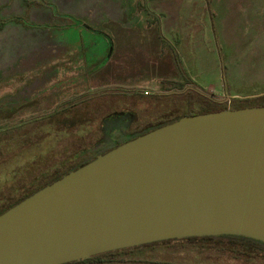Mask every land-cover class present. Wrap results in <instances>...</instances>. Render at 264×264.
I'll use <instances>...</instances> for the list:
<instances>
[{
  "label": "rangeland",
  "instance_id": "obj_1",
  "mask_svg": "<svg viewBox=\"0 0 264 264\" xmlns=\"http://www.w3.org/2000/svg\"><path fill=\"white\" fill-rule=\"evenodd\" d=\"M187 90L218 104L264 97V0H0V196H14L9 181L31 142L34 170L55 160L37 153L56 132L69 134L54 142L57 152L76 145L73 134L94 108L107 114L130 104L142 127L180 115ZM199 244L135 255L264 264Z\"/></svg>",
  "mask_w": 264,
  "mask_h": 264
},
{
  "label": "water",
  "instance_id": "obj_2",
  "mask_svg": "<svg viewBox=\"0 0 264 264\" xmlns=\"http://www.w3.org/2000/svg\"><path fill=\"white\" fill-rule=\"evenodd\" d=\"M264 245V107L184 116L0 215V264H68L169 240Z\"/></svg>",
  "mask_w": 264,
  "mask_h": 264
},
{
  "label": "trees",
  "instance_id": "obj_3",
  "mask_svg": "<svg viewBox=\"0 0 264 264\" xmlns=\"http://www.w3.org/2000/svg\"><path fill=\"white\" fill-rule=\"evenodd\" d=\"M180 86L182 88H180L179 90H182L185 85L183 83H180ZM184 96H185V107L180 115L168 118L166 120H163L162 122H158L157 124L151 126L150 129L153 130L155 128L166 125L168 123L175 122L184 116L203 115V114H208V113H216V112H220L224 110H239V109L251 108V107H264V105L258 103V101L263 99L264 97L256 98L253 100L231 99L232 101H228L223 104H218L215 101L201 95L200 93L190 91V90H187ZM151 130H148L147 132ZM147 132H143V131L139 132L138 134H136V136L129 138L125 142L137 136L145 134ZM125 142H122L121 144ZM106 152L100 153L98 155H102ZM97 156L92 157V158H82V157L74 158V162H72L68 167L63 168L61 170L48 172L46 174H43L42 171H39V169L36 170L35 172L33 171V183H31V185L33 186H31L30 183H28L29 184L28 187L26 186L18 190L13 188L12 190L14 192V196L9 197V198L0 196V215L3 214L8 209L15 206L16 204L20 203L21 201H23L24 199H26L27 197H29L36 191L60 179L67 173L87 164L91 160L95 159ZM194 242L200 243L199 248L202 250H217L219 252H225V253H228L234 256H241L247 260L249 259L259 260L260 259L261 261L264 262V245L262 243L251 240V239L243 238V237L218 236V237L188 238V239L157 242V243H152L148 245H142L138 247L112 251V252L104 253L101 255L93 256L85 260H80V261H76V262H72L68 264H111L115 262L113 261L114 257L119 256V255L125 256L127 260H130V262L136 263V264L137 263L172 264V263H167L165 261L164 262H160V261H153V262L145 261L144 262L141 260L143 256L140 258L136 256L135 254L137 252H139L140 255H142V253L144 252L154 253L157 246L163 247V249L165 250H170V249H176L177 248L176 245H181L183 243H194ZM249 247H253V249H251L250 251Z\"/></svg>",
  "mask_w": 264,
  "mask_h": 264
},
{
  "label": "flooded vegetation",
  "instance_id": "obj_4",
  "mask_svg": "<svg viewBox=\"0 0 264 264\" xmlns=\"http://www.w3.org/2000/svg\"><path fill=\"white\" fill-rule=\"evenodd\" d=\"M126 106L127 107H125L122 111H114L107 114L100 113V109L98 107L94 108L89 121L80 124V129L76 130L73 134L77 141L76 145H73L72 148L65 150L64 153L56 151L54 142H58L66 138V135L68 134L67 129L63 128L60 130L63 134H58V132L53 134L54 140L52 141L51 146L45 150L39 149L40 153H37V155L52 153L55 154V160L44 166L35 168L34 170L33 164L35 166L36 161L33 159V142H31L32 146L29 147L28 151L30 153L32 151V153L28 157L23 155L24 158L27 159L26 165L19 168L20 171L17 173L19 176L16 177L15 181L13 176L9 181L13 183V188L18 190L26 186L28 187V183L31 185V183H33V171L35 172L39 169V171H42L43 174H46L48 172L61 170L74 162V158L95 157L98 154L106 152L122 142H125L129 138L136 136L139 132H147L148 130H151V126L155 125L154 123L148 122L145 126L138 127V114L136 115V113H134L133 116L129 115L128 113L133 111L135 112V109L131 108L130 104H127ZM127 115L128 117H126ZM29 137H33V131Z\"/></svg>",
  "mask_w": 264,
  "mask_h": 264
},
{
  "label": "crops",
  "instance_id": "obj_5",
  "mask_svg": "<svg viewBox=\"0 0 264 264\" xmlns=\"http://www.w3.org/2000/svg\"><path fill=\"white\" fill-rule=\"evenodd\" d=\"M87 12H88V11H84V10H83V11H79V14H83V15H85V14H87ZM93 20L96 21V22H99V20H98L95 16L93 17Z\"/></svg>",
  "mask_w": 264,
  "mask_h": 264
}]
</instances>
